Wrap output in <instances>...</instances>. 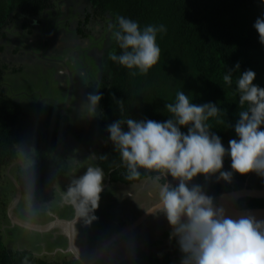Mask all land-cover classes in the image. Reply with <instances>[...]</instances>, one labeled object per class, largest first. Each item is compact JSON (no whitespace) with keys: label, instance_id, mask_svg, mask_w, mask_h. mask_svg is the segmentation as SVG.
<instances>
[{"label":"trees","instance_id":"trees-1","mask_svg":"<svg viewBox=\"0 0 264 264\" xmlns=\"http://www.w3.org/2000/svg\"><path fill=\"white\" fill-rule=\"evenodd\" d=\"M75 1L0 0V79L7 73L18 72L11 64L24 65L28 55L35 59L34 43L38 42L43 48L44 42L39 40L45 34L47 42L60 47L61 41L70 44L89 36L102 42L100 37L109 29L105 55L98 54V41L93 44L95 50H89L90 57H97L106 65V70L101 66L106 78L98 87H91L92 92L98 90L103 94L100 101L103 116L86 121L83 126L70 124L67 129L85 153L97 156V164L110 182L131 185L146 179L157 178L162 183L176 180L145 168H138L139 176L130 178L126 162L121 160L106 129L118 119L165 121L171 118L172 114L164 109L165 103H173L178 91L183 90L196 104L217 103L222 111L218 117L207 121L211 131L221 138L225 147L229 140L237 138L228 125L237 122L239 112L246 110L247 104H239V93L235 90L239 72L232 74L231 86L225 84L223 76L239 63L240 72L253 70L256 73L253 83L264 87V45L253 28L255 20L264 14L261 0H80L83 1L79 8L82 12L73 6ZM103 16L110 19L104 20ZM118 16L137 21L141 29L147 25L165 26L166 32L157 34L160 59L147 73L127 69L109 59L111 53L119 55L122 51L112 37L114 29L110 28L116 24ZM91 21L95 22L92 26ZM100 22L107 28L101 25L98 28ZM9 49L11 53L3 58L2 52ZM63 71L57 70L59 74ZM64 78L68 80L66 74ZM3 89L0 90V179L4 169L18 158V146L24 140L19 125L22 108ZM117 101H123V112ZM181 131L186 133L187 127H182ZM102 155L107 158L100 159ZM31 160V167L20 170L17 175L20 191L39 202H49L48 191L71 170L70 158L61 148L56 131L48 129L39 134ZM230 164V158L225 157L223 170H230ZM218 175H198L188 182V187L200 186L216 203L222 195L238 191L248 182H253L248 185L249 190L260 187L263 179L256 173H234L231 181H224L217 180ZM237 208L263 209L264 198L239 199ZM1 211L0 199V214ZM0 264L84 263L76 258L48 262L30 251L10 249L0 230ZM119 264L178 263L150 257L124 260Z\"/></svg>","mask_w":264,"mask_h":264},{"label":"rangeland","instance_id":"rangeland-1","mask_svg":"<svg viewBox=\"0 0 264 264\" xmlns=\"http://www.w3.org/2000/svg\"><path fill=\"white\" fill-rule=\"evenodd\" d=\"M82 4L83 1L77 0L73 6L82 12L79 9ZM94 24L91 21L90 26ZM100 25L107 28L101 22L98 28ZM109 34V29H106L104 36L100 37L102 42L89 36L77 44L73 43V46L62 41V46L56 47L52 41L47 42L48 35L42 38L37 33L44 47L34 43L35 59L28 55L24 65L11 64L17 73L1 77L0 90L4 88L6 95L22 108L19 125L24 138L18 146V158L4 169L0 179L2 237L5 245L13 250L30 251L48 262L76 258L84 264H118L123 260L154 257L162 261L172 259L180 264L182 253L176 238L170 239L173 227L165 214L155 210L139 226L134 224L144 213L155 209L159 185L163 184L160 179L125 185L112 183L104 176L97 205L95 208L89 205L90 211L86 215H81L74 205L66 201L71 181L84 175L89 166H98L96 159L92 160V155L85 153L67 128L70 124L83 126L86 121L94 119L82 118L80 105L86 93L92 92L91 87H98L106 78L103 76L106 65L99 58L90 57L89 50L98 41V54L104 56ZM3 44L8 46L6 42ZM10 53L11 49L2 52L1 56L5 58ZM58 67L64 70L61 74L57 72ZM65 74L68 80L64 78ZM48 129L58 134L61 148L70 158L71 170L48 191L50 201L39 202L21 193L17 175L20 170L31 167L35 141ZM168 183L175 186L178 180ZM248 185H253V182L246 183L238 192L246 191ZM251 191L264 195V176L260 187ZM243 198L245 196L240 199ZM234 200L231 206L237 207ZM71 223L74 233L65 230ZM133 224L134 228H131ZM121 233L119 241L111 244Z\"/></svg>","mask_w":264,"mask_h":264},{"label":"clouds","instance_id":"clouds-1","mask_svg":"<svg viewBox=\"0 0 264 264\" xmlns=\"http://www.w3.org/2000/svg\"><path fill=\"white\" fill-rule=\"evenodd\" d=\"M110 28L114 29L112 37L122 50L119 55L111 53V61L141 73H147L159 61L157 34L166 32L163 24L141 29L137 21L118 16ZM253 28L264 45V14L255 20ZM239 67L237 63L223 76L225 84L231 86L232 74L239 72L235 90L239 104H247L246 110L239 112L237 122L228 125L237 138L229 140L227 147L207 123L209 118L218 117L222 109L213 102L193 103L183 90L176 93L173 103H165L164 109L172 114L171 118L118 119L106 129L121 160L126 162L130 178L139 176L138 168H145L178 180L175 186L159 185L155 210L165 214L173 227L170 239L176 238L182 253L180 264H264V219L251 213L232 218L223 208L216 207L200 186L188 187V182L198 175L218 173L217 180L224 181H231L234 173L264 176V87L253 83V70L240 72ZM102 98L98 90L86 93L80 105L81 117H102ZM116 103L123 112V101ZM182 127H187L186 133L181 131ZM225 157L231 160L230 170H223ZM90 158L95 160L97 156ZM103 178L102 168L89 166L84 175L71 181L66 201L86 215L89 205H97Z\"/></svg>","mask_w":264,"mask_h":264},{"label":"water","instance_id":"water-1","mask_svg":"<svg viewBox=\"0 0 264 264\" xmlns=\"http://www.w3.org/2000/svg\"><path fill=\"white\" fill-rule=\"evenodd\" d=\"M246 192H252L251 190L247 189ZM239 192L238 191H235V192H231V193H228V194H224L222 195L221 197H219L218 201L216 203H214V205L216 207H220V208H223L226 212V214L228 216H231L232 218H238L242 215H247L249 213L255 215L257 217V219H264V208L263 209H238L235 205L234 206H231L232 203L228 204L226 201H225V198L228 197L229 195H232V194H238ZM242 196H245V197H254V198H264V195H260V194H253V193H250V194H239L237 195L236 197H234V201H236V204H237V201L242 197ZM153 211H155V209H153ZM153 211H149L148 213H145L138 221H137V225L140 224L142 221H144L145 219L148 218V216L150 214L153 213ZM131 228H134V225L133 227Z\"/></svg>","mask_w":264,"mask_h":264},{"label":"crops","instance_id":"crops-1","mask_svg":"<svg viewBox=\"0 0 264 264\" xmlns=\"http://www.w3.org/2000/svg\"><path fill=\"white\" fill-rule=\"evenodd\" d=\"M61 42H62V41H61ZM67 45H69V44H67ZM70 46H71V43H70ZM72 46H73V43H72ZM144 214H145V213H144ZM144 214H143V215H144ZM143 215H142V216H143ZM142 216H141V217H142ZM141 217H140V218H141ZM140 218H139V219H140ZM139 219H138V220H139ZM138 220H137V221H138ZM137 221H136V223H137ZM15 222H16V221H15ZM136 223H134V224H136ZM21 224H22V223H21ZM134 224H133V225H134ZM133 225H131L130 227H132ZM138 226H139V225H138ZM130 227H129V228H130ZM30 228H31V225H30ZM73 229H74V228H73V223H71V226H70V225H66V227H65V230H67V231H71V232H73V231H74ZM73 233H74V232H73ZM122 235H123L122 233L119 234V235H118L116 238H114V240H112L110 243L113 244L114 242L119 241L118 239L121 238L120 236H122ZM110 243H109V245H110ZM109 245H108V246H109ZM7 247L10 248L9 246H7ZM10 249H12V248H10ZM106 249H107V248H106ZM104 250H105V249H104ZM123 261H124V260H123ZM119 263H120V262H119ZM119 263H118V264H119Z\"/></svg>","mask_w":264,"mask_h":264},{"label":"bare ground","instance_id":"bare-ground-1","mask_svg":"<svg viewBox=\"0 0 264 264\" xmlns=\"http://www.w3.org/2000/svg\"><path fill=\"white\" fill-rule=\"evenodd\" d=\"M250 193H253V192H246V191H244V192H242L241 194H250ZM262 193H263V192H262ZM239 194H240V193L229 195L228 197L225 198V201H226L228 204H230V203H232L234 197H236V196L239 195ZM253 194H258V192H255V193H253Z\"/></svg>","mask_w":264,"mask_h":264}]
</instances>
